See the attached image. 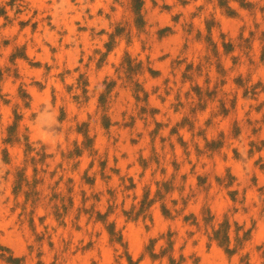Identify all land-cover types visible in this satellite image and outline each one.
I'll list each match as a JSON object with an SVG mask.
<instances>
[{
    "label": "rangeland",
    "instance_id": "1",
    "mask_svg": "<svg viewBox=\"0 0 264 264\" xmlns=\"http://www.w3.org/2000/svg\"><path fill=\"white\" fill-rule=\"evenodd\" d=\"M244 2L252 8L229 0L234 12L227 14L219 0H144L139 30L130 0H0V245L25 256L24 264H169L168 255L153 261L146 246L157 239L159 252L171 231L172 256L183 264H264V0ZM223 42L233 49L226 53ZM126 53L142 62L132 79L120 67ZM16 117L17 140L5 142ZM83 131L91 146L63 156L85 141ZM212 140L220 146L207 149ZM21 168L30 187L15 196ZM227 173L229 187L217 180ZM172 174L163 200L128 218L124 211L136 205L135 214L144 186L153 197L155 181ZM84 175L95 178L93 186ZM129 178L135 186L126 189ZM25 190L36 193L34 201L24 203ZM82 191L86 209L113 206L107 222L121 242L101 221L75 217ZM54 195L73 201L60 220ZM207 209L215 226L227 217L230 248L237 227L239 236L248 231L233 255L209 244ZM191 214L200 228L185 220Z\"/></svg>",
    "mask_w": 264,
    "mask_h": 264
},
{
    "label": "trees",
    "instance_id": "2",
    "mask_svg": "<svg viewBox=\"0 0 264 264\" xmlns=\"http://www.w3.org/2000/svg\"><path fill=\"white\" fill-rule=\"evenodd\" d=\"M229 0H219V6L222 8L226 9V13L227 14H232L234 11L231 10V8L228 5ZM240 2V6L244 7V8H252L250 3H245L244 0H239ZM144 4V0H130V7L132 12L134 13V21H135V26L137 29H141L144 25L143 22V16L141 14V10ZM211 26L212 23H207V30L208 32H210L211 30ZM121 34L119 29L116 30L115 33L110 34V43L106 44L107 46V50L109 51L111 48V44L115 38V36ZM209 41L210 44L211 40L210 38L207 39ZM223 47L225 52H230L233 49V44L231 42H223ZM135 59H132L130 57V55L128 53L125 54V57L123 59V61L121 62L120 67L122 68V70L124 71V73L126 74L128 79H132L133 75L137 74L138 72H140L142 70V62H137L134 63ZM190 68V67H189ZM114 82H110L106 85L104 91L102 92V94L100 95V102L101 105L104 106L105 101H106V94L109 93V91L111 90V87L113 86ZM137 87L139 88V85H137ZM255 87L252 88V91ZM194 90L196 91L199 100H202V91H200V88L197 86L194 88ZM138 89H136V93H135V98L139 101L140 97L138 95ZM144 96H143V100L146 101L148 98V94L147 92L143 91ZM254 94V91L252 92ZM223 104V103H222ZM141 111H145V108H141ZM18 117H16L14 123L8 128V137L5 139V142H12L13 140H17V138L15 137V130H16V126H17V119ZM104 119V125L107 127L109 126V120L107 118H105V116H103ZM159 124H157L158 126ZM239 127L237 126V123H234L233 126V135L236 136L239 133ZM83 135L85 137V141L82 142L81 145L75 143L74 144V148L72 150H70L69 152H67V154H63V156L67 157V158H73V157H79L83 154V150L85 148H89L91 145L90 143H87L86 141H88V137H87V131H83ZM16 138V139H14ZM221 144L220 140H215V141H211V142H207L206 143V148L207 149H215L217 147H219ZM264 144V143H263ZM257 149L259 150L260 147H257ZM154 153L156 154V152L154 151ZM41 157L43 158L44 155L42 154ZM33 160V158H32ZM143 160V159H142ZM100 166L101 169L103 171L104 169V162H100ZM142 166L144 168L147 167V161H142ZM35 170V169H34ZM101 171V173H103ZM84 180L86 183H88L90 186L94 185L95 182V178L93 177H88L86 175H84ZM175 178V174H172L170 176V178L167 179H162V180H157L155 181V185H156V190L154 193V196L151 197L150 196V188L145 185L143 190V195L142 198L139 200L138 202V208L135 211L134 214V210L136 209V205H132L131 209L129 211H124V213L129 216L128 218H131V216L133 215L132 219H136L138 218L141 214L145 213L157 200H163V198L165 197V195L167 193H169L172 189V183L173 180ZM227 178L228 180L226 181V179H217L218 182L220 184H224L225 187H229L232 184V176H230L227 173ZM123 180V178H122ZM206 177H200L198 176V184L199 185H203L206 182ZM130 181V185L126 187V189L128 188H133L135 185L132 182V178H129ZM23 184H26L28 187H30V184L25 176L24 173V168L21 169H17L16 174H15V179H14V187H13V193L15 196H18V194L21 192L22 190V186ZM32 187H34V184L32 185ZM30 190V189H29ZM29 190H25L24 194H25V200L24 203H26L29 199L33 200V197L36 193H34L33 191H29ZM235 194L236 191H232L230 192V195L232 197L233 200H235ZM55 198L58 197V195H54ZM98 197V193L93 195V198H97ZM59 198V197H58ZM88 198L85 197V192L82 191V205L81 207L77 208V214L75 215V217H79V215L84 212L86 214H88V218L93 219L94 221H101L103 224H105L106 229L110 235V239L111 241H118L121 242L122 240V235L120 233V231H116L115 229V224L114 222H107V217L109 215L110 209L113 207L111 204H109L107 211H105L104 213L94 210L95 206L94 203L88 208L86 209L85 202ZM65 197H60L59 198V203H56L54 205V215L56 217V219L60 220L61 217H63L66 214V211L68 210V207H71L73 204L72 201V197L68 196L67 197V204L65 203ZM99 200V198H98ZM34 201V200H33ZM162 208V212L164 214L165 217H173L171 215L170 210L165 206V204L161 205ZM189 218L193 219V224H195L198 228H200L199 225V221L197 220L196 216H193L192 214L189 217H186L185 220L187 221ZM214 218V215H211L210 211L207 210H203L202 211V221H203V225L205 227V229L207 230L208 225L211 227V232L207 233L208 236V241L209 244L214 241L218 246L222 247L225 252L228 255H233L237 249L242 246L243 241L247 238L248 236V231H245L243 233L242 236H239V228H236V232H235V240L237 242V244L235 245V247L230 248V224L229 221L227 219L226 216H224L223 220L220 221L217 226H215L212 223V220ZM173 234L171 231H168L166 235H162L165 238V245L161 246L160 251L159 252H155L154 251V243L156 242L157 239H152L150 240V244L148 246H146V253L148 254V256L153 260H161L165 255H168V260H169V264H183L184 262V257L183 256H179V258H174L172 256L173 253V245H174V239H173ZM51 244V243H50ZM264 246V245H263ZM262 246H259L258 248H260ZM0 259L4 260L7 264H24V259L25 256L22 257H15L13 256L12 252L10 251V249L0 245ZM7 252V254H6ZM144 256V254H142V257ZM262 256L264 258V249L262 252ZM59 255L55 254L54 259L55 261L58 259ZM247 258L246 256H243L240 260V262H244V260ZM37 264H43L40 260L37 261ZM244 264H248L247 261L244 262Z\"/></svg>",
    "mask_w": 264,
    "mask_h": 264
}]
</instances>
